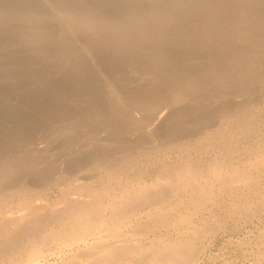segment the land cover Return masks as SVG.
I'll return each instance as SVG.
<instances>
[{"label": "rangeland", "instance_id": "1", "mask_svg": "<svg viewBox=\"0 0 264 264\" xmlns=\"http://www.w3.org/2000/svg\"><path fill=\"white\" fill-rule=\"evenodd\" d=\"M79 178L109 189L80 238L63 225ZM154 187L161 204L118 220ZM0 205V229L39 227L0 264H90L124 239L147 253L119 264H264V0H0Z\"/></svg>", "mask_w": 264, "mask_h": 264}, {"label": "bare ground", "instance_id": "2", "mask_svg": "<svg viewBox=\"0 0 264 264\" xmlns=\"http://www.w3.org/2000/svg\"><path fill=\"white\" fill-rule=\"evenodd\" d=\"M263 38V37H262ZM243 42V41H242ZM235 62V61H234ZM223 74V73H222ZM231 74V73H230ZM218 75V74H217ZM219 76V75H218ZM221 76V75H220ZM223 76H224V74H223ZM222 78V77H221ZM198 87V86H197ZM193 88V87H192ZM195 88V87H194ZM190 89V88H189ZM186 90V89H185ZM188 90V89H187ZM108 106H110V105H108ZM127 106V105H126ZM136 107V106H135ZM134 107V108H135ZM161 107V106H160ZM116 109V108H115ZM111 110V109H110ZM113 110V109H112ZM93 115V114H92ZM127 117V116H126ZM124 118V117H123ZM102 122V121H101ZM117 122V121H116ZM243 130V129H242ZM132 131V130H131ZM230 136V135H229ZM129 146V145H128ZM139 147V146H138ZM135 149V148H134ZM248 149V148H247ZM137 151V150H136ZM144 153V152H143ZM141 153H139V155H140ZM131 155H132V153H131ZM190 155H192V154H190ZM135 156V155H134ZM141 157V156H140ZM164 157V156H163ZM191 157V156H190ZM136 158V157H135ZM180 161V160H179ZM182 161V160H181ZM201 161V160H200ZM190 162H191V160H190ZM173 163V162H172ZM197 162H193V163H189V165H187V166H184L185 168L183 169V175H182V177H183V179L184 178H187L188 179V177L190 176V177H192V175H190V174H192L193 173V170H195L194 172H196V174L198 173V170H201V165H199V163H201V162H199V163H197ZM188 164V163H187ZM252 164V163H251ZM113 165V164H112ZM191 165H193V166H191ZM216 165V164H215ZM137 166V165H136ZM183 166V165H182ZM200 166V167H199ZM203 166H205L206 167V165H203ZM211 165L209 164V167H210ZM109 167H111L110 165H109ZM165 167V166H164ZM114 168V167H113ZM113 168H111V169H113ZM206 168H208V166L206 167ZM109 169V168H108ZM111 169H109V170H111ZM215 169V167H211L210 168V171H212V173H215L216 171L214 170ZM219 169V168H218ZM117 170V169H116ZM236 170V169H235ZM113 170H111V172H112ZM115 171V170H114ZM179 171V170H178ZM203 171H204V169H203ZM181 172H182V170H181ZM180 172V173H181ZM113 173V172H112ZM206 173V172H205ZM219 173V172H218ZM234 173V172H233ZM111 174V173H110ZM114 174V173H113ZM196 174H194V175H196ZM118 175H119V171H118ZM217 177H218V179H219V181H221V185H225V184H227V182H229L227 179V177H225V175L226 174H224V175H222V174H215ZM107 176V175H106ZM115 176H117V174L115 175ZM172 176V175H171ZM181 176V175H180ZM188 176V177H187ZM229 176V175H228ZM122 177V176H121ZM110 178V177H109ZM171 178V177H170ZM175 178V177H174ZM194 178V177H193ZM230 178H232V177H230L229 176V179ZM127 179H128V177H127ZM157 179V178H156ZM187 179H185V181L186 182H188L187 181ZM205 179V178H204ZM172 180V179H171ZM113 181V180H112ZM160 181V180H159ZM193 180H191V182H192ZM135 182H137V181H135ZM185 182V183H186ZM195 182H196V180H195ZM76 184H75V189H73V190H76V192H80L81 194H83L84 196H86V199L83 201V202H79V203H75L73 206L72 205H70V206H67V208L65 209V216H66V223H65V219H64V222L63 221H61V222H63V225H64V229L66 228V226H70L71 228V230H73V228H78V226H79V235H78V237L80 238V237H82V236H80L81 235V233H89V231L91 230V228L89 227V225H86V222L88 221L87 220V217L86 216H88V215H91L92 213H94L93 211H95V208H94V206L97 204V205H100V203L102 202V197H103V194L105 193V192H108V190H107V187H105V186H102V187H91V186H85L84 184H83V181H81L80 180V178L77 180V182H75ZM139 183H140V181H139ZM154 183H157V181L156 182H154ZM169 183V182H168ZM180 183H182V182H180ZM189 183V182H188ZM132 184V183H131ZM148 184H150V183H148ZM22 185V184H21ZM25 185V184H24ZM70 185V184H69ZM139 185H141V184H139ZM171 185V184H170ZM183 185V184H182ZM181 185V186H182ZM133 186V185H132ZM183 186H185V185H183ZM192 186V185H191ZM26 187V186H25ZM24 187V188H25ZM28 187V186H27ZM145 187V186H144ZM153 187V186H152ZM217 187V186H216ZM231 187V186H230ZM20 188V187H19ZM22 188V187H21ZM110 188H112V186L110 187ZM147 188V187H146ZM205 188V187H204ZM213 188V187H212ZM23 189V188H22ZM27 188H25V190H26ZM115 189V188H114ZM134 189V188H133ZM140 189V188H139ZM138 189V190H139ZM145 189V188H144ZM166 189V188H165ZM183 189H185V188H183L182 187V190ZM193 189V188H192ZM196 189V188H195ZM202 189V188H201ZM222 189V188H221ZM224 189V188H223ZM20 190V189H19ZM24 190V191H25ZM119 190V189H118ZM142 190V189H141ZM168 190H170V188L168 189ZM181 190V191H182ZM203 190V189H202ZM208 190H210V189H208ZM207 190V191H208ZM37 191V190H36ZM120 191V190H119ZM128 191V190H127ZM201 191V190H200ZM212 191V190H211ZM21 192H22V190H21ZM30 192V191H29ZM35 192V191H34ZM138 192V191H137ZM28 193V192H27ZM27 193L26 194H24V195H27ZM128 193V192H127ZM126 193V194H127ZM174 193H176V192H174ZM182 193V192H181ZM201 193H202V196H204L203 195V193H205L204 192V190L203 191H201ZM207 193V192H206ZM122 194V193H121ZM138 194V193H137ZM136 194V195H137ZM166 194H167V192H166V190H162V189H160V188H156V187H154V189L152 188V191H150V190H145V191H142L140 194H139V196L137 197V196H135L134 197V200H132L131 199V197L129 198V200H127L126 202V206L127 207H125V206H122V208H120V209H122L121 211V214L119 215L118 214V216H120L119 218H118V220L119 221H121V219L122 220H125V221H130V218H131V216H133L134 215V212H136V210L140 207V206H147L148 204V206H152V205H155V204H161L160 203V200H163L162 199V197H166ZM198 194V193H197ZM197 194H193L192 195V197L190 198V200L193 202V204H196L195 206H197L196 208H199L200 207V205H199V198H198V196H197ZM20 195V194H19ZM106 195V194H105ZM111 195V194H110ZM169 195V194H168ZM167 195V196H168ZM180 195V194H179ZM21 196H23V195H21ZM129 196V195H128ZM20 197V196H19ZM31 197V196H30ZM137 197V198H136ZM18 198V197H17ZM67 198V197H66ZM82 198V197H81ZM126 198H128V197H126ZM136 198V199H135ZM9 199V198H8ZM25 199V198H24ZM47 199H49V198H47ZM119 199V198H118ZM39 200V199H38ZM37 199H35L34 197L33 198H30V199H27V201H26V203H27V209H26V211L25 212H27V215H29V214H34V213H39V207H37L38 205H37V201H38ZM83 200V199H82ZM203 200V199H202ZM64 202V201H63ZM165 202V201H164ZM201 203V202H200ZM81 204H86V205H83V206H85V211H83L82 212V209H84L83 207L82 208H79V207H81ZM112 204V203H111ZM143 204V205H142ZM163 204V203H162ZM7 205H9V204H7ZM23 205V204H22ZM69 205V204H68ZM123 205V204H122ZM0 206H2V205H0ZM21 206V205H20ZM24 206V205H23ZM57 206V205H56ZM100 206H102V205H100ZM160 207H161V205H159ZM123 207H125L124 209H123ZM159 207V208H160ZM3 208H5V207H3ZM3 208H0V209H3ZM36 208H38L37 210V212H35L36 211ZM79 208V209H78ZM93 208H94V210H93ZM150 208V207H149ZM7 209V208H6ZM114 209V208H113ZM119 209V210H120ZM162 209V208H161ZM168 209V208H167ZM98 210V209H97ZM116 210V209H115ZM114 210V211H115ZM21 211H23V209L21 210ZM99 211V210H98ZM112 211V210H111ZM42 213H43V211H41ZM167 212V211H166ZM59 213V212H58ZM97 213V212H96ZM10 214V213H9ZM35 214V215H36ZM86 214V215H85ZM5 215V214H4ZM16 215V214H15ZM18 215H20V214H18ZM50 215H52L53 217L51 218V219H55V216H54V214H50ZM99 215V214H98ZM153 215V214H152ZM158 215V214H157ZM59 218H60V216L59 215H57ZM63 216V215H62ZM113 216V215H112ZM111 216V217H112ZM117 216V215H116ZM117 216V217H118ZM151 216V215H150ZM30 217V216H29ZM45 217V216H44ZM57 217V219L59 220V218ZM88 217H90V216H88ZM92 217V216H91ZM114 217V216H113ZM14 218H16V217H14ZM47 218H49V216L47 217ZM63 218V217H62ZM159 218V217H158ZM20 219H22V218H20ZM27 219H29V218H27ZM50 219V220H51ZM96 219V218H95ZM132 219V218H131ZM157 219V218H156ZM156 219H155V221H156ZM160 219H161V217H160ZM6 220H8V219H6ZM15 220V219H14ZM49 220V221H50ZM57 220V221H58ZM117 220V219H116ZM159 220V219H158ZM157 220V221H158ZM165 220V219H164ZM163 220V221H164ZM166 220H167V218H166ZM48 221V220H47ZM56 221V220H55ZM86 221V222H85ZM150 221V220H149ZM100 222V221H99ZM98 222V223H99ZM5 223V222H4ZM7 224H4V225H2L1 226V229L0 230H2V228L4 227V228H7L8 226L9 227H16L17 229L14 231V232H12V234L11 235H7V234H9V232L10 231H8V233H6L5 231H1L0 232V253H5L6 254V252H8V251H15L16 250V243L18 242V241H21V235H24L25 233L29 236V238H32V235H33V233H36L37 232V230L39 229V227H38V229L36 230V232H34L33 230H35L36 229V227H35V229H31L32 227H29L28 225H26L25 223H21V222H19L18 221V219L16 218V221H9V222H6ZM35 223V222H34ZM59 223H60V221H59ZM89 224H90V222H88ZM87 223V224H88ZM162 223V222H161ZM60 224H62V223H60ZM66 224V225H65ZM79 224V225H78ZM114 224V223H113ZM126 224V223H125ZM36 225V224H35ZM145 225H148V223L147 224H145ZM144 225V226H145ZM37 226V225H36ZM62 226V225H61ZM87 226L90 228V230H89V228H87ZM90 226H91V224H90ZM96 226H97V224H96ZM101 226V225H100ZM152 226V225H151ZM168 226V225H167ZM43 227V226H42ZM63 227V226H62ZM92 227V226H91ZM146 227V226H145ZM51 228V227H50ZM102 228V227H101ZM115 228V227H114ZM132 228V227H131ZM148 227H146L145 229H147ZM45 229V228H44ZM55 229V228H54ZM58 229V228H57ZM63 229V228H62ZM62 229H61V231H62ZM76 229H75V231L74 232H76ZM53 230V229H52ZM59 230V229H58ZM67 230V229H66ZM149 230V229H148ZM42 231V230H41ZM61 231L59 230V234L61 233ZM32 232V233H31ZM43 232V231H42ZM42 232H40L41 234H42ZM55 232V231H54ZM73 232V233H74ZM120 232V231H119ZM145 232V231H144ZM148 232V231H147ZM146 232V233H147ZM23 233V234H22ZM52 232H49V234L47 235H45V237L46 238H51V236H53V234H54V237L57 239V232H55V233H57V234H55V233H53V234H51ZM115 233V232H114ZM62 234H64V233H61L60 234V236L62 235ZM82 234V235H83ZM85 235V234H84ZM83 235V236H84ZM90 235V234H89ZM98 235V234H97ZM116 235V234H115ZM27 236V237H28ZM57 236V237H56ZM73 236V235H72ZM20 237V239H17V238H19ZM70 237V236H69ZM23 238V237H22ZM46 238H43V239H46ZM52 239H53V237H52ZM82 239V238H81ZM123 239V238H122ZM191 239V238H190ZM35 239H33V241H34ZM47 240V239H46ZM49 240H51V239H49ZM48 240V241H49ZM182 240V239H181ZM47 241V242H48ZM68 241V240H67ZM78 241V240H77ZM81 241V240H80ZM141 241V240H140ZM183 241V240H182ZM44 242V241H43ZM76 242V241H75ZM79 242V241H78ZM138 242V241H137ZM176 242V241H175ZM180 242V241H179ZM20 243H22V242H20ZM19 243V244H20ZM33 243H35V242H33ZM68 243H70V242H68ZM19 244H17V245H19ZM98 245V244H97ZM97 245H96V247H94V248H98L97 247ZM103 245V244H102ZM16 246V247H15ZM47 246V245H46ZM105 246V245H104ZM101 247V246H100ZM39 248H41V247H39L38 245L36 246L35 244H34V246L33 247H31L30 248V250H29V258H34L35 256H36V254H38L39 252H38V250H40ZM43 248V247H42ZM93 248V249H94ZM102 248V247H101ZM147 248V247H146ZM29 249V248H28ZM161 249V248H160ZM8 250V251H7ZM19 250H20V248H19ZM146 249L142 246V244H140V242H138V243H135V244H130L129 242H127L125 239L124 240H115L113 243H108L105 247H103L102 249H100L98 252L100 253L99 254V256H96V255H93V256H91V259H92V261L90 262V264H119V260L123 257V259H124V257H126V256H133V255H135V254H138V255H140V256H142V255H144V253L146 252L145 251ZM156 250V249H155ZM168 250V252H169V258L171 259L172 258V260H175V262H179V260L180 261H186L187 262V260L188 259H190V258H192V256L194 255V254H196V252H197V248H196V245L194 246L193 245V243L192 242H185L184 241V243H172L170 246H169V248L167 249ZM165 251V250H164ZM18 252V251H17ZM16 252V253H17ZM43 252V251H42ZM97 252V253H98ZM154 252V251H153ZM166 252V251H165ZM10 253V252H9ZM14 254H15V252H13ZM12 253V254H13ZM44 253V252H43ZM91 253H93V252H91ZM147 253V252H146ZM1 255V254H0ZM41 255V254H40ZM3 256V254L1 255V257ZM155 257V256H154ZM160 257V256H159ZM127 258V257H126ZM125 258V259H126ZM144 258H146L145 256H144ZM153 258V257H152ZM129 258H127V260H128ZM147 259V258H146ZM149 259H151V258H149ZM155 259V258H154ZM145 260V259H144ZM143 260V261H144ZM178 260V261H177ZM142 261V260H141ZM164 261V260H163ZM120 262H121V260H120ZM140 262V261H139ZM147 262V261H146ZM157 262V261H156ZM167 262V261H166ZM168 262H169V260H168ZM170 262H171V260H170ZM169 262V263H170ZM168 263V264H169ZM184 263V262H183ZM182 262H180V264H183ZM5 264V263H4ZM73 264V263H72ZM156 264V263H155ZM172 264H173V262H172Z\"/></svg>", "mask_w": 264, "mask_h": 264}]
</instances>
